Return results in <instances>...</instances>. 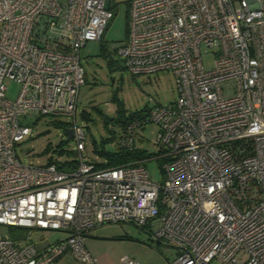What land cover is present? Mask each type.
Returning <instances> with one entry per match:
<instances>
[{"label":"built area","instance_id":"2783aa9c","mask_svg":"<svg viewBox=\"0 0 264 264\" xmlns=\"http://www.w3.org/2000/svg\"><path fill=\"white\" fill-rule=\"evenodd\" d=\"M107 1L0 0V264L66 254L95 264L84 242L104 223L144 229L177 251L171 264H264V0H131L127 39L111 49L133 76L171 73L177 99L126 124L117 149L136 151L137 129L157 125L161 183L143 165L149 157L83 160L80 51L102 40ZM6 81L20 87L14 101ZM20 116L71 117L76 168L22 164L16 146L32 128ZM2 227L25 233L13 239ZM30 230L65 237L39 251Z\"/></svg>","mask_w":264,"mask_h":264},{"label":"rangeland","instance_id":"374dc122","mask_svg":"<svg viewBox=\"0 0 264 264\" xmlns=\"http://www.w3.org/2000/svg\"><path fill=\"white\" fill-rule=\"evenodd\" d=\"M130 2L131 0H110L112 17L102 40L88 42L80 51V66L84 71L85 82L78 93L76 122L85 131V151L82 155L85 162L105 163V157L94 150V144L102 146L105 152L117 150L118 139L123 130L122 123L118 121L120 112L128 116L154 106H167L177 99L176 81L171 73L133 76L111 49L127 39ZM212 61V55L203 56L206 69L212 67ZM5 85L6 98L14 101L20 90L19 85L13 81H6ZM83 112L88 114L89 121L81 116ZM19 122L32 128V135L25 137L16 146L17 156L22 164L44 165L49 159L64 163L78 158L74 140L66 142L63 130L55 124L69 123L71 117L20 116ZM157 133L158 127L153 123L137 129L135 150L150 158L143 165L152 182L161 183L162 161L155 158L159 153L155 145ZM61 141H64L63 147L59 145ZM49 145L50 150L45 152ZM1 230L10 233L12 229L2 227ZM29 233L30 242L39 251L65 237L64 233L55 231L30 230ZM84 244L96 259V264H120L119 260L124 256L137 260L139 264H171L176 257L174 248L164 242L151 241L144 229L132 223L99 225L86 234ZM67 264L92 263H82L70 258ZM210 264L222 263L214 260Z\"/></svg>","mask_w":264,"mask_h":264},{"label":"trees","instance_id":"16d2710c","mask_svg":"<svg viewBox=\"0 0 264 264\" xmlns=\"http://www.w3.org/2000/svg\"><path fill=\"white\" fill-rule=\"evenodd\" d=\"M109 25V24H108ZM107 29V28H106ZM148 109H144L141 111H137L134 113H130L128 116H124L122 112H120V117L118 118V121L122 123L123 127L128 124L129 122H132L134 120L143 119L147 114ZM86 121H89L90 118L86 112H83L81 115ZM113 121V120H112ZM105 122H107L105 120ZM57 127L61 128L64 132V135L67 137L66 131L69 129L67 123H55ZM112 139V138H111ZM61 147L64 145V141H61L59 144ZM50 150V145L46 147L45 152ZM94 150L105 157V163L103 164H97V167H119V166H125V165H131L134 164V162L141 160L143 158H146L143 154V152L140 151H134V152H127L122 149H117L115 152H105L102 146L98 147L97 144H94ZM60 153H63V150L60 151ZM55 163L57 165V168L62 171H70L76 168L77 161L71 160L69 162L64 163H58L54 162L53 160L49 159L48 164ZM10 236L13 239H19L23 236L25 233V230L16 229V228H10Z\"/></svg>","mask_w":264,"mask_h":264},{"label":"crops","instance_id":"0c3cea01","mask_svg":"<svg viewBox=\"0 0 264 264\" xmlns=\"http://www.w3.org/2000/svg\"><path fill=\"white\" fill-rule=\"evenodd\" d=\"M176 253H177V251H176ZM70 258H73V257L66 254V255L62 256L60 259H58L55 264H67V262L70 260ZM96 263H97V261L95 262V264Z\"/></svg>","mask_w":264,"mask_h":264},{"label":"water","instance_id":"95a60500","mask_svg":"<svg viewBox=\"0 0 264 264\" xmlns=\"http://www.w3.org/2000/svg\"><path fill=\"white\" fill-rule=\"evenodd\" d=\"M107 4H108V5L110 4V0L107 1ZM66 133H67L66 142H69V141L71 140V138H72V130H71V129H68V130L66 131Z\"/></svg>","mask_w":264,"mask_h":264}]
</instances>
